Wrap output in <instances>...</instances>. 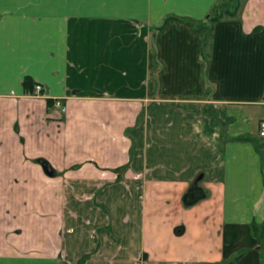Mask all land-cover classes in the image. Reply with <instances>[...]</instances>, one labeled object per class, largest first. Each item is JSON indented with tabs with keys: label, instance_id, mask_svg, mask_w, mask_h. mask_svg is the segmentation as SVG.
<instances>
[{
	"label": "crops",
	"instance_id": "crops-1",
	"mask_svg": "<svg viewBox=\"0 0 264 264\" xmlns=\"http://www.w3.org/2000/svg\"><path fill=\"white\" fill-rule=\"evenodd\" d=\"M221 1L0 0V264H264V0Z\"/></svg>",
	"mask_w": 264,
	"mask_h": 264
},
{
	"label": "trees",
	"instance_id": "trees-1",
	"mask_svg": "<svg viewBox=\"0 0 264 264\" xmlns=\"http://www.w3.org/2000/svg\"><path fill=\"white\" fill-rule=\"evenodd\" d=\"M243 1L244 0H222L216 6H214V8L212 9L211 13L207 16L208 22L211 25H213L214 23H217V22L221 21L223 18H237L239 9L241 7V3ZM168 20H170V18L169 19H165V21L157 29L162 28V26ZM195 29L199 30V27L196 26ZM201 55H202V58L204 59L205 54H204L203 50L201 52ZM22 85H23L25 93H28L29 88L33 86L32 81H31L30 78H25ZM52 103L53 102L51 100H48L47 101L48 107H50L52 105ZM42 161H44V160H42V159L36 160V163L41 165ZM54 174H56V173H54ZM187 195H185L184 198ZM183 203H184V201H183ZM184 205L185 206H189V205H186L185 203H184ZM241 256L242 255H239V256H237V257H235V258H233V259H231L229 261H222L221 263H218V264H234L235 262H237L241 258Z\"/></svg>",
	"mask_w": 264,
	"mask_h": 264
},
{
	"label": "water",
	"instance_id": "water-1",
	"mask_svg": "<svg viewBox=\"0 0 264 264\" xmlns=\"http://www.w3.org/2000/svg\"><path fill=\"white\" fill-rule=\"evenodd\" d=\"M41 166L44 170V172L46 173V175L48 176H54V171L53 169L51 168V166L46 162V161H42L41 162ZM203 197V194L201 193V191H195V192H192L190 194H188L184 199V203L186 205H193L195 204L196 202H198L200 199H202Z\"/></svg>",
	"mask_w": 264,
	"mask_h": 264
},
{
	"label": "built area",
	"instance_id": "built-area-1",
	"mask_svg": "<svg viewBox=\"0 0 264 264\" xmlns=\"http://www.w3.org/2000/svg\"><path fill=\"white\" fill-rule=\"evenodd\" d=\"M42 85H40V84H36L35 86H34V93H35V95H39L41 92H42ZM56 106L57 107H60L61 108V110H63V105H62V103H60V102H57L56 103ZM260 127H261V132H260V135L261 136H264V123H262L261 125H260Z\"/></svg>",
	"mask_w": 264,
	"mask_h": 264
},
{
	"label": "clouds",
	"instance_id": "clouds-1",
	"mask_svg": "<svg viewBox=\"0 0 264 264\" xmlns=\"http://www.w3.org/2000/svg\"><path fill=\"white\" fill-rule=\"evenodd\" d=\"M199 130V129H198Z\"/></svg>",
	"mask_w": 264,
	"mask_h": 264
}]
</instances>
